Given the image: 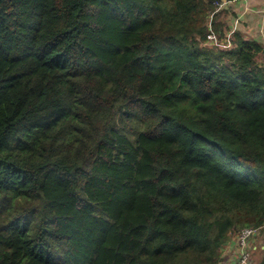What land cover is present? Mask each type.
I'll list each match as a JSON object with an SVG mask.
<instances>
[{
	"label": "trees",
	"instance_id": "obj_1",
	"mask_svg": "<svg viewBox=\"0 0 264 264\" xmlns=\"http://www.w3.org/2000/svg\"><path fill=\"white\" fill-rule=\"evenodd\" d=\"M217 4L0 0V264H220L264 229V46Z\"/></svg>",
	"mask_w": 264,
	"mask_h": 264
},
{
	"label": "crops",
	"instance_id": "obj_2",
	"mask_svg": "<svg viewBox=\"0 0 264 264\" xmlns=\"http://www.w3.org/2000/svg\"><path fill=\"white\" fill-rule=\"evenodd\" d=\"M219 1L218 13H222V16H219L217 20L229 29L228 34L238 32L246 40H253L264 46V0H239L235 3L232 0ZM251 251L253 264H255V260L258 262L264 254V229L260 230L253 240ZM237 253L238 247L234 238L222 250L220 264H235ZM257 254H259L258 257Z\"/></svg>",
	"mask_w": 264,
	"mask_h": 264
},
{
	"label": "built area",
	"instance_id": "obj_3",
	"mask_svg": "<svg viewBox=\"0 0 264 264\" xmlns=\"http://www.w3.org/2000/svg\"><path fill=\"white\" fill-rule=\"evenodd\" d=\"M239 0H232L233 3ZM213 40V36H208V41ZM259 229L250 227L241 229L238 233L236 241L238 243V253L235 264H253L251 245L257 237Z\"/></svg>",
	"mask_w": 264,
	"mask_h": 264
},
{
	"label": "rangeland",
	"instance_id": "obj_4",
	"mask_svg": "<svg viewBox=\"0 0 264 264\" xmlns=\"http://www.w3.org/2000/svg\"><path fill=\"white\" fill-rule=\"evenodd\" d=\"M219 16H222V13L221 14H219ZM212 20V18L210 17L209 18V22ZM210 35H212V34H210ZM213 36V35H212ZM216 41V39L214 38V36H213V40H209V42H207V45H211V44H213V42H215ZM218 43V42H217ZM219 46H220V44H219ZM223 46V45H222ZM258 63L261 65V64H264V52L258 57ZM259 231H260V229H259ZM258 236V235H257ZM236 245L238 246V243H237V241H236ZM254 253H253V258H255L254 257ZM259 254H257V256H258Z\"/></svg>",
	"mask_w": 264,
	"mask_h": 264
},
{
	"label": "clouds",
	"instance_id": "obj_5",
	"mask_svg": "<svg viewBox=\"0 0 264 264\" xmlns=\"http://www.w3.org/2000/svg\"><path fill=\"white\" fill-rule=\"evenodd\" d=\"M218 5V4H217ZM220 5V4H219ZM219 5H218V8H219ZM217 12H219V10H217ZM237 238V237H236Z\"/></svg>",
	"mask_w": 264,
	"mask_h": 264
}]
</instances>
